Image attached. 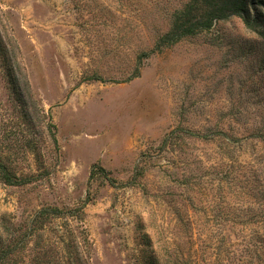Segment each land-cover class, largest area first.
I'll return each instance as SVG.
<instances>
[{
  "label": "rangeland",
  "instance_id": "1",
  "mask_svg": "<svg viewBox=\"0 0 264 264\" xmlns=\"http://www.w3.org/2000/svg\"><path fill=\"white\" fill-rule=\"evenodd\" d=\"M186 2L0 0L32 99L0 63V162L29 181L0 180V250L36 211L84 207L45 224L39 259L263 263L264 30L231 17L157 50ZM38 242L10 259L33 264Z\"/></svg>",
  "mask_w": 264,
  "mask_h": 264
},
{
  "label": "trees",
  "instance_id": "2",
  "mask_svg": "<svg viewBox=\"0 0 264 264\" xmlns=\"http://www.w3.org/2000/svg\"><path fill=\"white\" fill-rule=\"evenodd\" d=\"M231 17L239 18L245 27L249 29L259 28L261 32L264 30V0H187L182 8L174 11L170 19V28L166 34H164L159 40L156 49L161 47L170 46L178 43L183 38L195 36L201 32L208 31L213 25L220 21H225ZM148 53H143L142 56H147ZM0 63L2 64L1 73L3 79H5L8 88L10 90L12 98L20 103L26 105L27 101L32 100L30 95V87L27 79L19 68L16 56L7 47V44L0 41ZM41 111H39L40 113ZM22 114L27 119L28 113L26 109L22 107ZM37 117V113L33 118ZM54 145L57 144L55 135L49 132ZM172 133V132H171ZM170 133V134H171ZM163 140L165 144L167 137ZM100 171L104 173V169L100 168ZM93 175V171H92ZM107 178V177H105ZM0 180H3L10 186H19L29 183L26 179H20L15 175L6 172L5 166L0 162ZM111 186H114L112 179H107ZM84 207L74 209L70 211H62L57 207H45L34 213V215L26 222L24 230L19 235L18 243L11 247L6 246L5 249L0 250V264H19L18 259H10L15 252L26 248V245L30 243V240L36 236L38 238V244L36 245L37 257L32 259L33 264H83L80 259H60L55 262L52 260L39 259V255L46 254L45 249H51L50 243H43L42 239L45 224L50 222L51 219H57L62 217H76L82 213ZM60 245L56 244V247L60 248L62 252L69 253V245H65L64 241H59ZM19 244V246H17ZM264 252V241L259 242V246L255 247V250ZM264 264V261L263 263Z\"/></svg>",
  "mask_w": 264,
  "mask_h": 264
}]
</instances>
